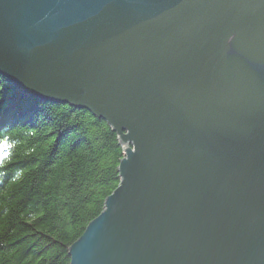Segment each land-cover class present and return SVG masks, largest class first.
I'll return each mask as SVG.
<instances>
[{"label":"water","instance_id":"1","mask_svg":"<svg viewBox=\"0 0 264 264\" xmlns=\"http://www.w3.org/2000/svg\"><path fill=\"white\" fill-rule=\"evenodd\" d=\"M0 76L117 136L69 264H264V0H0Z\"/></svg>","mask_w":264,"mask_h":264},{"label":"trees","instance_id":"2","mask_svg":"<svg viewBox=\"0 0 264 264\" xmlns=\"http://www.w3.org/2000/svg\"><path fill=\"white\" fill-rule=\"evenodd\" d=\"M123 157L85 110L25 96L0 76V264H69Z\"/></svg>","mask_w":264,"mask_h":264}]
</instances>
